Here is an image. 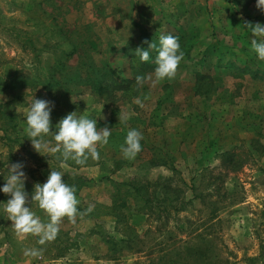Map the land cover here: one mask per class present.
<instances>
[{
	"label": "rangeland",
	"instance_id": "374dc122",
	"mask_svg": "<svg viewBox=\"0 0 264 264\" xmlns=\"http://www.w3.org/2000/svg\"><path fill=\"white\" fill-rule=\"evenodd\" d=\"M231 1L0 0V172L25 164L28 206L46 221L30 194L60 170L84 213L75 222L64 217L55 239L39 245L16 233L0 204V264H264V60L244 28L264 24V10ZM146 31L182 33L190 54L173 79L146 81L137 98L106 99L74 82L55 95L38 84L63 63L71 79L82 78L75 69L92 54L118 60L131 76L121 49ZM199 72L213 79L206 99L195 93ZM32 98L54 103L50 130L73 111L111 129L108 144L97 145L100 159L76 167L39 154L24 131ZM131 129L142 132V149L127 159L121 145ZM159 158L166 165L157 166ZM133 180L152 182L157 199L127 191ZM5 182L0 174V187ZM9 198L0 192V202ZM33 247L41 254L26 256Z\"/></svg>",
	"mask_w": 264,
	"mask_h": 264
},
{
	"label": "clouds",
	"instance_id": "9594fccd",
	"mask_svg": "<svg viewBox=\"0 0 264 264\" xmlns=\"http://www.w3.org/2000/svg\"><path fill=\"white\" fill-rule=\"evenodd\" d=\"M256 4L259 9L264 10V0H256ZM244 28L252 34L251 50L258 60H264V25L246 23ZM144 43L148 47H138L135 50V57L140 63H147L154 50L156 52L155 68L149 75H137L136 84L139 86L146 81L156 84L173 79L184 57L179 38L170 34H161L158 37V43L147 40ZM54 107L52 101L32 98L26 113L24 131L26 137L31 140L33 148L39 154L55 158L62 163L71 160L77 165H85L89 159L99 160L100 153L97 145L102 147L108 144L111 129L107 126L98 128L97 119L73 111L61 118L54 130H50L53 128L51 113ZM127 118V116L122 117L124 120ZM142 140V132L137 129L129 130L121 145L123 156L134 159L142 149ZM24 167L23 162H16L11 164L6 172H0L6 181L0 187V192L10 197L7 202H0V204L3 205V212L7 214L8 220L12 222L18 235L31 234L38 237L39 245H43L55 239L64 217L75 222V218L84 213L78 210L79 200L75 186L65 182L62 171L51 169L46 182L36 183L30 194L31 205L35 202L46 214L47 220H42L31 206H28L29 193L25 190ZM92 210L90 206L86 211ZM41 252L42 249L33 247L26 249L24 254L36 257Z\"/></svg>",
	"mask_w": 264,
	"mask_h": 264
},
{
	"label": "trees",
	"instance_id": "16d2710c",
	"mask_svg": "<svg viewBox=\"0 0 264 264\" xmlns=\"http://www.w3.org/2000/svg\"><path fill=\"white\" fill-rule=\"evenodd\" d=\"M232 5L234 8L236 7H243V6H248L249 4L256 3V0H233L231 1ZM264 25V24H262ZM142 35L139 37L141 41L139 43H133V42H128L126 43L124 49H121L122 56L121 58H128V66L130 68L131 76H126L123 75V71L115 66L118 62L116 61V64L114 65L111 61L109 60H102L98 59L95 57L94 54H92L93 61H91V64H82L81 67H77L75 69L76 72L79 71H84V76L79 78V75L77 77L72 78L70 77V69L66 67V65L63 63L60 65L62 68L61 70L58 71L57 68H54L53 74L48 80L44 82L38 83L41 85L47 92L53 93L57 95V93L60 92V89L67 83V82H74L75 86L77 85H82V88H87L90 90V92L93 95H98L101 97H106L111 98V99H116L120 97H125L126 99H134L137 98L138 95L140 94L141 88L140 85L138 86L136 84L135 77L137 75H147L149 73H152L154 68H155V55L156 52L153 50L151 54V59L147 63H140L138 58L135 57V50L138 47H144L147 48L148 45L144 43V41L148 42H155V39L157 40L156 43H158V37H155V35L151 34L150 32H141ZM167 35L166 33H164ZM175 37H178L180 42L181 39L184 38V35L182 33L178 35H174ZM133 44H136L134 47ZM182 50V49H181ZM76 49L70 53L69 55H72L76 53ZM184 53V57H188L190 54V50L185 49L182 50ZM98 52V51H96ZM104 52L103 54H106ZM98 55V54H97ZM205 54L201 55V59H203ZM206 58V57H205ZM213 85V79L212 76L209 74H204V73H197L196 78L194 81V86H195V93L198 97L202 98H209L210 97V92H211V87ZM170 86H166V90L169 89ZM0 88H2V84L0 83ZM146 146V144L144 143ZM151 155L154 156L156 155V148H150ZM159 162L156 163L157 166L161 165H166V160L158 159ZM134 164V162L131 161H124L123 164ZM135 165H138V163H135ZM76 167H83L85 165H77L75 164ZM123 185V184H122ZM153 185L152 182H142L140 180H133V181H128L124 184V186L128 187L127 191L131 192L130 189L133 190L137 198L141 201H145L146 203H150V200L152 196L154 197V201L157 199V187H155L154 190H150L151 186ZM150 186V188H149ZM175 191V196L174 198L178 200L181 194V190L177 189ZM132 193V192H131ZM151 193V194H149ZM166 197L164 198V202L168 200V190L164 192ZM79 211H83V208H78ZM165 264H177L176 261H173L172 259H168ZM203 264H206L203 263ZM210 264V263H208Z\"/></svg>",
	"mask_w": 264,
	"mask_h": 264
}]
</instances>
